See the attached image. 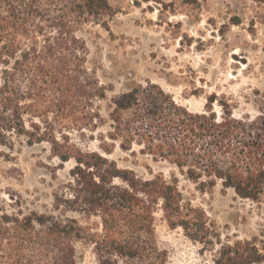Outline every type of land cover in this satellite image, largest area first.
<instances>
[{
  "label": "trees",
  "instance_id": "obj_1",
  "mask_svg": "<svg viewBox=\"0 0 264 264\" xmlns=\"http://www.w3.org/2000/svg\"><path fill=\"white\" fill-rule=\"evenodd\" d=\"M179 1L194 10L206 2ZM112 17L108 0H0V147L19 137L74 162L53 195L56 216L0 207V264H80L78 244L91 247L97 264H168L157 243L158 215L189 240L212 243L205 213L184 203L178 179L120 168L107 157L116 143L122 152L141 146L202 191L219 184L240 199L264 200V119L238 118L226 104L217 114L214 98L193 113L150 83L131 85L102 114L107 90L81 33ZM66 124L98 133L100 152L68 145ZM263 262L254 240L222 245L213 259Z\"/></svg>",
  "mask_w": 264,
  "mask_h": 264
},
{
  "label": "rangeland",
  "instance_id": "obj_2",
  "mask_svg": "<svg viewBox=\"0 0 264 264\" xmlns=\"http://www.w3.org/2000/svg\"><path fill=\"white\" fill-rule=\"evenodd\" d=\"M108 4L113 17L106 25H90L81 33L90 64L107 90L103 115L109 100L131 85L150 83L193 113L202 112L214 98L212 110L217 114L220 104H226L238 118L264 119V5L206 0L194 10L179 0H108ZM64 134L68 145L100 152L98 133L71 128ZM140 150L135 145L122 152L116 143L107 157L140 177L175 176L184 203L202 210L210 224L212 243L203 245L189 240L181 229L170 230L158 215L157 243L168 264H213L220 247L234 242L254 240L264 252V200L240 199L219 184L202 191L166 162ZM73 166L72 160L61 163L46 143L28 147L23 138L14 137L11 147H0V207L9 214L56 216L53 195L68 182ZM77 252L80 264H97L91 247L78 244Z\"/></svg>",
  "mask_w": 264,
  "mask_h": 264
}]
</instances>
